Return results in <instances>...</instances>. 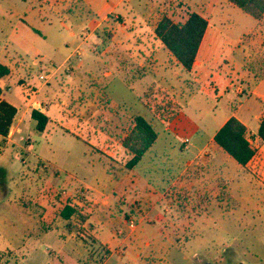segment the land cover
Segmentation results:
<instances>
[{"label":"crops","instance_id":"obj_1","mask_svg":"<svg viewBox=\"0 0 264 264\" xmlns=\"http://www.w3.org/2000/svg\"><path fill=\"white\" fill-rule=\"evenodd\" d=\"M177 1L185 12H181L179 17H167L174 22H183L190 13H198L207 20L208 26L191 72L185 71L161 44V86L169 93H172L170 90L180 92L175 98L183 97L182 102L171 98L180 108L175 114L177 119L174 122H179L178 119L184 116L177 128L183 124L184 129H192L195 137L190 138L189 145L181 146L173 140L174 134L178 132L173 128H167L164 138L161 136L164 151L161 152L160 192L148 182L142 169L125 170L116 163L119 172L109 171L101 155L94 152V144L74 136V126L85 136L88 130L85 121H79L78 118L75 120L64 107V102L60 104L48 97V93L52 91L48 89L49 84L39 85L36 79L29 78L22 69H15L20 61L31 57V65L35 67L39 63L36 60L38 58L40 63L47 64L42 49L49 45V35L54 34V0H0V63L11 71L8 77L0 79V88L3 91L10 89L7 81L15 73L19 77L24 105L19 110L9 103L17 109V115L9 136H0V162L8 147L18 145V138L25 139L23 131L32 127L33 133L38 137V141L30 138L36 145L34 155L37 163L48 162L55 166L58 169L57 176L72 170L81 178L77 185L81 189V197L66 204L77 210L69 220L61 216L64 208L58 211V204L52 199L54 193L50 183L49 189L43 186L37 196H32V203L18 204V217L14 219L17 222L14 242L0 251V264H147L149 258H158L161 264H169L167 261L174 244L182 240L181 237L190 242L194 237L202 236L204 231H196L195 227L207 226V219L199 217L191 223L181 221L179 226L188 225L194 230L187 235L171 234L167 228L173 224L165 217L168 212H177L180 206L204 211L221 210L224 203H229L231 194L242 204H251L257 197L261 200L260 194L256 196L253 192L247 194L244 191L248 177L242 175V170L247 169V166L235 164L215 143L214 136L234 116L247 127L249 140L257 148L256 154L264 158V142L257 136L264 116V14L260 20H255L227 0ZM2 3L7 6L1 7ZM129 3L132 4L131 0L61 2L63 6L69 7L68 11L72 15L76 13L74 16L77 15L79 21L76 22L77 25H86L84 17L80 16L82 10L87 9L94 18L90 24L95 25V30L111 14H121V11L127 10L128 5H131ZM164 16L161 15V19ZM128 17L134 23H141V15L135 11ZM62 18L65 19L66 15L58 18L60 25L66 27ZM236 24H242L243 29L239 31L232 28ZM70 35L74 36L75 33L71 31ZM248 35H251V39L247 41L245 36ZM73 55H66L59 64L66 63ZM73 62L77 67L84 64L83 60L82 63L75 59ZM18 65L21 66L20 63ZM184 73H187L186 76ZM64 78V82L61 81L64 87L74 86V78ZM58 80L55 77L50 85ZM29 84L33 93L27 90ZM128 86L130 88L131 85ZM33 109H38L49 117L44 132L36 130L37 123L31 118ZM124 109L127 116L129 108ZM217 115L226 117L214 127L217 122L207 121L206 116H213L214 119ZM64 134H71L79 143L81 156L72 165L53 155V147L56 146L54 139ZM43 136L50 145L51 155H42ZM109 141L110 146L117 145ZM108 156L116 159L114 153L108 152ZM179 159L183 165L177 164ZM37 172L36 167L30 173L35 175ZM7 190L6 188V192H2L0 189V200L7 196ZM46 190L48 194L44 193ZM73 192L74 189L69 188L65 195H74ZM246 194L253 195L252 198L249 197L253 200H248ZM260 200L256 201L257 204L261 203ZM160 206L161 225L153 223L151 219L159 218ZM131 220L135 221L134 229L128 226ZM45 242H50L53 246L48 251L46 249L41 252L47 256L39 262V250Z\"/></svg>","mask_w":264,"mask_h":264},{"label":"rangeland","instance_id":"obj_2","mask_svg":"<svg viewBox=\"0 0 264 264\" xmlns=\"http://www.w3.org/2000/svg\"><path fill=\"white\" fill-rule=\"evenodd\" d=\"M61 2L62 0H54L53 13L56 20L53 22L54 34H48L49 45L42 49L46 55L45 62L49 63V66H61L48 83V89L52 90L48 93V97H52L60 104L64 102V107L75 120L78 118L79 121H85L84 123L88 127L85 136L75 126L73 128L74 136L91 141L94 144V152L101 155L103 163L112 173L119 170L117 164L121 166V169L129 170L125 165L131 156L121 146L122 141L129 133L130 128L133 127L134 117L143 115L155 126L160 138L154 147V153L149 154L137 169L144 171L146 167L159 170L160 173L157 177L160 179L161 159L154 158V162H151L150 157H154V155L161 157V152L164 151L161 136L164 138L165 133H167L166 129L173 128L175 132L178 131L173 137L175 143L178 142L175 139L178 134L179 137H195L192 129H184L183 124L177 128L180 119L184 116L178 119L179 122H174L177 119L175 114L180 108L171 98L174 97V99L182 102L183 97L175 98L180 92L170 90L172 93H169L161 86V73L163 72L161 70V42L157 41L155 36V28L161 20V15L179 17L181 12H185V10L177 0H131L132 4L129 3L131 5H128L127 10L121 11L123 14H111L95 30V25L90 24L94 18L87 9H83L82 16H80V18L84 17L83 20L86 23L84 27L81 23L76 24L79 22L78 16H74L76 10H74L75 14L72 15L68 11L69 7L63 6ZM1 5V7L7 6L5 3ZM78 6L81 7L80 4ZM133 11L141 15L140 24L134 23L128 17ZM62 15H66L65 19L62 18L66 27L60 25L58 20ZM225 24L227 25V22ZM232 28L241 31L243 25L236 24ZM71 31L75 33L74 36L70 35ZM248 39H251V35L245 36V40L248 41ZM70 53L74 55L67 61L73 69L67 70L69 65L65 67V63H59ZM73 58L76 61H81V63L83 60L84 64L82 63L81 67H77V64L75 66ZM39 59L36 60L41 62ZM32 60L31 57L28 60L20 61L21 66L18 63L15 69H22L29 78L36 79L40 85L39 66L37 65V68L31 65ZM62 65L64 66L62 67ZM184 74L186 76L187 73ZM65 76L74 78V86H63ZM55 77L59 80L50 85ZM10 78L7 81L10 89H4L3 98L22 110L24 105L19 77L14 73ZM131 81H133L132 84ZM128 84L131 85L130 88ZM70 91H74V93L71 92L70 94ZM125 107L129 108L127 116L124 114ZM225 117V115H217L213 119V116H206L207 121L217 122H214V127H217ZM75 122L77 124V121ZM22 135L25 139L18 138V145L9 146L6 155L0 162V189L2 192H6V188L8 189L7 196L0 200V251L14 242V232L17 230V222L14 219L18 217V204L32 203L34 201L32 196H37L43 186L48 188L49 183L52 185V187L50 186L54 193L52 199L58 204L56 205L58 211L62 210L69 201L74 202L81 197V189L77 187L81 181L78 174L68 170L66 173H61V176H57L58 169L55 166L48 162L37 163L38 160L34 155L36 148L34 146L36 145L35 142H31V139L38 141L37 135L33 133L32 127L25 129ZM74 136L64 134L54 139L56 146L53 147V155L70 165L81 156L79 143L76 142L77 139ZM27 137L29 138L26 139ZM109 140L112 144L117 145L110 146ZM178 144L180 143L178 142ZM41 147L42 155L52 154L45 136L42 137ZM108 152L116 154V159L109 157ZM231 160L237 164L233 159ZM180 163L181 160L179 159L177 164ZM181 164L183 165V163ZM36 167L38 172L33 175L30 172H33ZM230 172L232 174V168ZM242 175L248 177L244 191L247 194L253 192L256 196L260 194L261 200L259 197L257 200H260L261 203L257 204V200L252 201L253 199L249 198H252L253 195L246 194L245 197L252 202L251 204L245 203V205L231 194L229 203H224L221 210L204 211L190 209L189 206L187 208L180 206L177 208V212L171 210L165 216L168 222L173 224L167 228L171 234L182 233L187 235L190 234L191 230H194L188 225L179 226L178 223L181 221L191 223L193 219L201 217L207 219V226H196V231L203 230L204 233L202 236L194 237L190 242H186L181 237L182 240L174 244L173 252L167 263L264 264V186L251 174L248 168L242 170ZM154 177H156L155 174ZM69 188L74 189V195H65ZM44 193H47V190ZM158 212L160 213L159 218L157 220L151 219L153 223L161 225V206ZM52 246L53 244L50 242H45L41 246L38 254L39 262L47 256L41 252L46 249L48 251ZM159 260L158 258H149L146 263L161 264V260ZM27 264L32 263L27 262Z\"/></svg>","mask_w":264,"mask_h":264},{"label":"trees","instance_id":"obj_3","mask_svg":"<svg viewBox=\"0 0 264 264\" xmlns=\"http://www.w3.org/2000/svg\"><path fill=\"white\" fill-rule=\"evenodd\" d=\"M241 9L255 20H260L264 14V0H227ZM208 26L207 20L198 13H190L183 22H174L164 16L155 28V36L169 53L177 60L181 67L191 72L197 54ZM10 69L0 63V79L10 75ZM3 90L0 88V136L7 138L11 132L17 109L2 100ZM31 118L36 121V130L44 132L49 117L38 109H33ZM122 141V147L131 156L125 167L129 170L140 166L143 160L152 152L160 138L159 132L151 121L143 115H136L133 127ZM258 138L264 142V116L260 121L257 132ZM215 143L240 166H247L257 153V148L249 140L247 127L236 117H230L214 136ZM157 157V158H156ZM161 157H150L151 162ZM161 170V168H160ZM148 182L161 192V178L159 170L144 168ZM154 174L156 177H154ZM76 208L66 205L61 212L65 220H69L76 213Z\"/></svg>","mask_w":264,"mask_h":264},{"label":"built area","instance_id":"obj_4","mask_svg":"<svg viewBox=\"0 0 264 264\" xmlns=\"http://www.w3.org/2000/svg\"><path fill=\"white\" fill-rule=\"evenodd\" d=\"M65 67L69 65L68 61L64 64ZM62 65V67L64 66ZM40 74H39V81H41L42 85H47L49 81L51 80L53 74L61 68V66L53 67L49 66L48 64L44 63H38ZM73 69L70 65L67 67V70ZM27 90L29 93H33V89L31 85H27ZM177 141L182 145H188L190 144V138L187 136L179 137V134L176 137ZM254 144V142H253ZM248 170L251 172V174L258 179V181L264 186V158H262L259 155H255L252 160L247 165ZM128 226L131 229H134L136 227L135 221L131 220L128 222Z\"/></svg>","mask_w":264,"mask_h":264}]
</instances>
